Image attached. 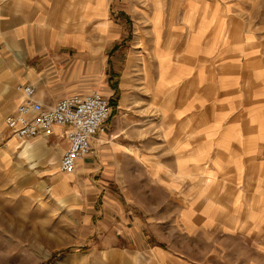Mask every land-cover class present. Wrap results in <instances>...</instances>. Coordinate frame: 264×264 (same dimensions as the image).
Instances as JSON below:
<instances>
[{"label": "crops", "instance_id": "crops-1", "mask_svg": "<svg viewBox=\"0 0 264 264\" xmlns=\"http://www.w3.org/2000/svg\"><path fill=\"white\" fill-rule=\"evenodd\" d=\"M18 83L110 101L71 172L62 126L17 156L80 200L106 264H264V0H0L4 135Z\"/></svg>", "mask_w": 264, "mask_h": 264}, {"label": "rangeland", "instance_id": "rangeland-1", "mask_svg": "<svg viewBox=\"0 0 264 264\" xmlns=\"http://www.w3.org/2000/svg\"><path fill=\"white\" fill-rule=\"evenodd\" d=\"M15 140L7 146L18 148L12 162L0 156V264H106L96 233L76 207L80 200L60 197L64 191L58 184L51 187L52 178L28 172L27 164L22 166L17 158L27 142ZM0 152L4 158V149Z\"/></svg>", "mask_w": 264, "mask_h": 264}, {"label": "built area", "instance_id": "built-area-1", "mask_svg": "<svg viewBox=\"0 0 264 264\" xmlns=\"http://www.w3.org/2000/svg\"><path fill=\"white\" fill-rule=\"evenodd\" d=\"M14 89L20 99L4 117L9 134L24 142L38 134H51L53 126L64 127L67 147L58 160V170L71 172L76 160L91 152V141L105 130L110 116V101L97 89L86 94L74 93L44 106L34 98L31 84L18 83Z\"/></svg>", "mask_w": 264, "mask_h": 264}]
</instances>
